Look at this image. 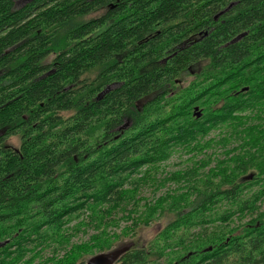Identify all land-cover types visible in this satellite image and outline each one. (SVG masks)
Here are the masks:
<instances>
[{
  "label": "trees",
  "instance_id": "1",
  "mask_svg": "<svg viewBox=\"0 0 264 264\" xmlns=\"http://www.w3.org/2000/svg\"><path fill=\"white\" fill-rule=\"evenodd\" d=\"M262 101L264 0H0V264H34L31 245L61 238L72 216L89 212L97 231L130 204L129 230L155 207L175 218L115 264H264V188L248 195L246 180L264 181V154L233 155L204 179L207 164L178 171L182 193L145 218L134 178L176 149L223 146L203 140L237 133ZM114 238L98 232L45 264H76Z\"/></svg>",
  "mask_w": 264,
  "mask_h": 264
},
{
  "label": "rangeland",
  "instance_id": "2",
  "mask_svg": "<svg viewBox=\"0 0 264 264\" xmlns=\"http://www.w3.org/2000/svg\"><path fill=\"white\" fill-rule=\"evenodd\" d=\"M187 81L189 82L190 78H188ZM197 111L202 115V111L199 108ZM251 125L252 121L248 122L246 119L243 127L235 129L237 133H235L232 128L227 126H222L218 129L212 130L208 136L204 138L203 142L213 138L217 141L225 137L227 138V142L225 141L226 143L224 142L225 144L223 146L221 143L219 145L213 144V147L210 149H203V151L200 153L194 154H188L183 149H176L172 152L170 158L167 161L157 165L154 168L150 167L151 175L146 179L144 173L147 168H143L140 174L134 176L135 179L141 180V182L138 184V190L135 192L137 193L136 200H139L140 202L137 212L139 213L140 217H147V208L149 206L155 207L156 202L160 201L161 199H166L164 200V209H167V205L170 206L172 199H175V197H178L182 193L181 176L180 174L178 177L175 176L177 173H179L178 171H185L191 166V169L193 170L197 167H202V165L207 164L208 166L205 167L206 169L203 168L204 170L200 171L201 178L204 179V174L209 169L216 167L218 162H227L233 155H241V153L246 152L251 159L252 157L255 159H262L264 154V134L258 133L255 127H263L264 121L262 118H260V120L254 122L255 127L252 129L250 127ZM245 128L249 134L248 136L246 135L248 141L243 143L241 139L246 138V136L241 130ZM232 132L235 135H233ZM19 144V136L10 137L5 142V145L12 148H17ZM261 187L264 188V181L254 184L247 194L252 196ZM259 206L263 210L264 202L260 203ZM131 207L132 206L130 204L126 212L118 211L114 215L110 216L115 222L112 220L111 222L105 221L102 223L103 227L97 231L94 229V225H86L87 222H89V219H87L89 212L79 216L78 218L76 216H72L65 225L66 229L61 232V238H63V240L59 237L54 238V240H47L46 238V241L41 243V246H34L35 244H33L29 248L30 251L28 250L26 254L27 258L31 255L38 256L34 261V264H45L47 260L52 259L54 257L53 255L56 254L58 255L59 259L63 257L64 253L67 251L72 252V248L84 244L92 235H95L101 231L106 235L108 234L109 237L112 235L115 237L112 247L103 253L118 252L124 248L129 249L133 246L146 247L150 243L155 245L158 242L157 239L159 233L163 231L166 225L175 218L174 213L165 212L155 207L154 210L156 212L152 216L151 222H149L148 226L141 225L135 230H129V228H131V221L128 220L129 217H127L126 214L132 209ZM227 207L228 205L222 203V206L217 207L218 213H222V211H224ZM247 220L248 218L244 219L243 222H246ZM79 222L82 224L81 227H79L80 224L79 226L77 224ZM235 224L237 225L236 222L232 225ZM124 231H128L129 234L124 235ZM177 250H168V254L172 255L177 253ZM98 254L100 253L95 251L92 255H83L76 262V264H85L90 258Z\"/></svg>",
  "mask_w": 264,
  "mask_h": 264
},
{
  "label": "water",
  "instance_id": "3",
  "mask_svg": "<svg viewBox=\"0 0 264 264\" xmlns=\"http://www.w3.org/2000/svg\"><path fill=\"white\" fill-rule=\"evenodd\" d=\"M217 16L215 17V19L217 18ZM103 93H101L100 95H102ZM197 110L198 108L195 107L194 114L196 115L197 118H199L201 116V113L198 112ZM128 125L129 123H125L124 125L120 127V130H125L128 127ZM251 178H252V175L246 178V180H249ZM3 245L4 243L0 244V246H3ZM127 250L128 248H124L118 252L100 253L90 258L85 264H115V262L120 258V256ZM210 250H211V247L208 248V251Z\"/></svg>",
  "mask_w": 264,
  "mask_h": 264
},
{
  "label": "flooded vegetation",
  "instance_id": "4",
  "mask_svg": "<svg viewBox=\"0 0 264 264\" xmlns=\"http://www.w3.org/2000/svg\"><path fill=\"white\" fill-rule=\"evenodd\" d=\"M260 118H262L264 121V101L259 102L257 104H254L248 111L247 120H248V122L252 121V125L250 126L251 129L255 127L254 122L260 120ZM255 128H256V131H258V133L264 134V126L263 127L262 126L261 127H255ZM263 179H264V176H263ZM249 181H251L253 185L255 184V181L253 180V176L251 179H249Z\"/></svg>",
  "mask_w": 264,
  "mask_h": 264
}]
</instances>
